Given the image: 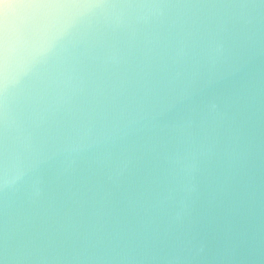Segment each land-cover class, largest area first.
I'll return each instance as SVG.
<instances>
[{
  "label": "clouds",
  "instance_id": "obj_1",
  "mask_svg": "<svg viewBox=\"0 0 264 264\" xmlns=\"http://www.w3.org/2000/svg\"><path fill=\"white\" fill-rule=\"evenodd\" d=\"M0 264H264V0H0Z\"/></svg>",
  "mask_w": 264,
  "mask_h": 264
}]
</instances>
